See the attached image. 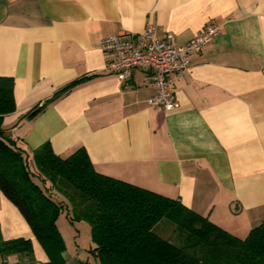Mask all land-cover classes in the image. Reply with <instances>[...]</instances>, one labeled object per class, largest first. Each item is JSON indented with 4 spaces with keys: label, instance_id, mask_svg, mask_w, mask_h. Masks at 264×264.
Instances as JSON below:
<instances>
[{
    "label": "crops",
    "instance_id": "crops-1",
    "mask_svg": "<svg viewBox=\"0 0 264 264\" xmlns=\"http://www.w3.org/2000/svg\"><path fill=\"white\" fill-rule=\"evenodd\" d=\"M147 23L177 45L221 26L181 81L169 77L176 109L149 105L150 70L121 81L100 49ZM0 77L13 79L15 102L1 128L29 158L47 142L62 158L84 148L98 173L176 200L237 238L264 219V0H0ZM0 236L30 239L36 262L47 261L1 192ZM80 253L65 251L66 264H98Z\"/></svg>",
    "mask_w": 264,
    "mask_h": 264
},
{
    "label": "trees",
    "instance_id": "trees-1",
    "mask_svg": "<svg viewBox=\"0 0 264 264\" xmlns=\"http://www.w3.org/2000/svg\"><path fill=\"white\" fill-rule=\"evenodd\" d=\"M42 110L36 107L26 117ZM14 111L13 79L0 77V192L47 257L31 264H66L57 227L63 211L70 223L89 224V253L98 264H264V219L237 238L176 200L98 173L84 148L62 158L47 142L29 158L1 128L3 117ZM163 220L175 226L173 239L154 233ZM32 254L30 239L0 236L1 259Z\"/></svg>",
    "mask_w": 264,
    "mask_h": 264
},
{
    "label": "built area",
    "instance_id": "built-area-1",
    "mask_svg": "<svg viewBox=\"0 0 264 264\" xmlns=\"http://www.w3.org/2000/svg\"><path fill=\"white\" fill-rule=\"evenodd\" d=\"M221 26L213 24L185 45H177L170 34L158 36L153 23H147L127 41L119 36H109L100 41V49L110 56L109 70L121 81L129 80L139 69L152 72L155 92L148 103L152 107L172 110L178 108L175 94L170 87L169 77L182 80L190 68V59L201 54L205 47L220 34Z\"/></svg>",
    "mask_w": 264,
    "mask_h": 264
},
{
    "label": "rangeland",
    "instance_id": "rangeland-1",
    "mask_svg": "<svg viewBox=\"0 0 264 264\" xmlns=\"http://www.w3.org/2000/svg\"><path fill=\"white\" fill-rule=\"evenodd\" d=\"M57 227L62 236L65 251H73L79 248L81 250V256L84 259H86V257L88 258L89 255L86 254V250L88 251L92 247L89 224L87 222L70 223L66 217L65 211H63L58 216ZM154 233L164 239H173L176 235L175 226L163 220L154 227ZM89 258V262L95 264V260L91 257ZM36 260H38V257L36 258V254L33 252L30 256L20 255L19 261L20 264H31L35 263Z\"/></svg>",
    "mask_w": 264,
    "mask_h": 264
},
{
    "label": "bare ground",
    "instance_id": "bare-ground-1",
    "mask_svg": "<svg viewBox=\"0 0 264 264\" xmlns=\"http://www.w3.org/2000/svg\"><path fill=\"white\" fill-rule=\"evenodd\" d=\"M155 90V89H154Z\"/></svg>",
    "mask_w": 264,
    "mask_h": 264
}]
</instances>
